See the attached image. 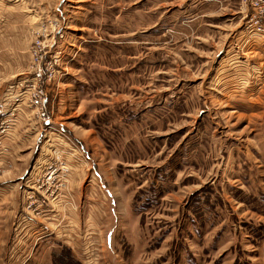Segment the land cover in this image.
I'll list each match as a JSON object with an SVG mask.
<instances>
[{"label": "rangeland", "instance_id": "1", "mask_svg": "<svg viewBox=\"0 0 264 264\" xmlns=\"http://www.w3.org/2000/svg\"><path fill=\"white\" fill-rule=\"evenodd\" d=\"M247 13L0 0V187L25 208L20 235L0 218V264H264V38ZM39 69L48 125L27 93Z\"/></svg>", "mask_w": 264, "mask_h": 264}, {"label": "built area", "instance_id": "2", "mask_svg": "<svg viewBox=\"0 0 264 264\" xmlns=\"http://www.w3.org/2000/svg\"><path fill=\"white\" fill-rule=\"evenodd\" d=\"M248 5L247 28L249 32L264 38V0H244ZM42 69H39L35 77V81L31 88L28 89L31 105L37 109L36 115L42 125H48L52 121L46 106L48 93L46 88L41 84ZM9 119L2 117L0 121V159L4 153L3 136L8 131ZM1 171V169H0ZM55 171L48 175V179H52Z\"/></svg>", "mask_w": 264, "mask_h": 264}, {"label": "crops", "instance_id": "3", "mask_svg": "<svg viewBox=\"0 0 264 264\" xmlns=\"http://www.w3.org/2000/svg\"><path fill=\"white\" fill-rule=\"evenodd\" d=\"M32 130H35V127H33V125H30V124L27 125V128L25 129V131H29L30 132ZM7 141H9V143L13 147H20L21 146L19 142H16V138L15 139H9ZM33 152L34 151H32V153ZM3 161H5V160H3ZM6 167L4 166V172H5V168ZM4 176L5 175H3V177H2V179L4 181L3 182V186L0 187L2 189V190H0V199H1L2 202H6V204L3 203V212L1 213L0 218H1V220H2V217H3V220H4V218H6L3 221V222H6V223L9 220V218H11V217L14 218L13 220H14V225H15V229H16L15 235L17 236L18 233L20 235V231L21 230H19V224L22 221V214H19V210L25 209L22 206V204H23L22 203V201H23L22 200V193H21L20 187H17L15 182L12 183L11 181H8L7 177L4 178ZM12 176H13L14 179H16V177H19L20 175H19V173H16V170H15L13 172ZM33 187L35 189V185ZM62 199L63 198H61V197L58 198V200H60V201ZM50 205L55 206V203L52 202V203H50ZM1 208H2V206H0V209ZM50 214H51V216L49 214H47V216L44 218V219L47 220L46 224H47V226H49L48 229L55 225V223L49 222L50 218L54 217V215L52 213H50ZM59 214L61 215V213H56L55 216L57 217V216H59ZM32 217H30L29 219L27 217L23 218V219L27 220V223L25 224V226L29 225L27 230H26V234H28L29 236L36 235L35 233L38 231V229L34 228L36 226V224L33 222V218ZM3 225L6 226L5 223H3ZM8 228H11V224L8 225ZM53 228H55V227H53ZM17 230H19V231L17 232ZM52 230H54V229H52ZM52 230L50 232L51 235L53 234V232H55L56 235L58 234V230H55V231H52ZM1 234H2V232H1ZM3 234H4V232H3ZM3 240H4V237H3Z\"/></svg>", "mask_w": 264, "mask_h": 264}, {"label": "trees", "instance_id": "4", "mask_svg": "<svg viewBox=\"0 0 264 264\" xmlns=\"http://www.w3.org/2000/svg\"><path fill=\"white\" fill-rule=\"evenodd\" d=\"M66 257H68L67 255H66ZM69 258V257H68ZM60 260H61V256L59 255V256H56L55 257V261H54V264H58V262L60 263ZM71 260L73 261V263L72 264H80L77 260H75V258H73L72 256H71ZM62 262V261H61ZM66 264H69V263H66Z\"/></svg>", "mask_w": 264, "mask_h": 264}]
</instances>
